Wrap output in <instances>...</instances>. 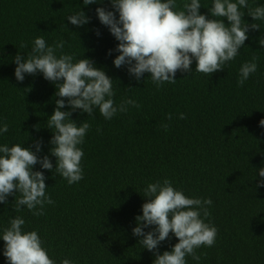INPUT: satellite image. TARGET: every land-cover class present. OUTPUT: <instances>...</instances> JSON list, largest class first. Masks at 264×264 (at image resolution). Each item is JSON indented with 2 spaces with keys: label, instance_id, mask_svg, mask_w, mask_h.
I'll use <instances>...</instances> for the list:
<instances>
[{
  "label": "trees",
  "instance_id": "trees-1",
  "mask_svg": "<svg viewBox=\"0 0 264 264\" xmlns=\"http://www.w3.org/2000/svg\"><path fill=\"white\" fill-rule=\"evenodd\" d=\"M202 4L200 11L207 13L210 0ZM257 5L264 0H249V7ZM97 7L111 9V4L0 0V118L9 125L0 143H25L34 150L42 140L39 155H49L55 167L56 158L49 152L52 132L46 127L59 99L55 84L39 73L25 74L23 82L14 75L13 57L17 52L27 56L37 36L50 45L63 39L64 52L92 59L113 78L116 104L131 98L139 105L128 106L111 120L98 109L93 116L73 111V120L86 119L91 125L80 146L85 153L83 179L69 185L55 170L35 165L34 170L44 171L46 193L55 203L35 216L26 207L16 211L15 197L9 196L7 203H0V228L23 216L25 229L38 231L58 264L63 258L74 264H153L155 253L141 248L132 229L147 200L143 188L168 178L186 196L213 201L207 222L217 228L216 242L196 249L199 264H264V185L257 183L258 169L264 167V127L259 125L264 118V49L256 42L264 35V21H254L261 30L250 29L246 47L223 70L210 76L199 73L194 61L191 74L178 71L175 83L157 87L149 73L137 81L126 66H114L118 41L100 23ZM80 8L91 19L78 27L66 16ZM244 19L253 23L247 13ZM254 56L258 70L241 87L239 68ZM180 113L186 118L179 119ZM177 242L170 233L158 251L171 250ZM4 243L0 239V264H7ZM187 260L197 264L190 256Z\"/></svg>",
  "mask_w": 264,
  "mask_h": 264
},
{
  "label": "clouds",
  "instance_id": "clouds-1",
  "mask_svg": "<svg viewBox=\"0 0 264 264\" xmlns=\"http://www.w3.org/2000/svg\"><path fill=\"white\" fill-rule=\"evenodd\" d=\"M102 2L83 0V5ZM109 2L111 9L97 7L96 15L118 41L114 66H126L128 74L137 81L149 73L157 87L165 82L175 83L178 71L191 74L194 61V70L199 73L210 76L223 70L246 47L250 29L261 30L260 24L254 21H264V5L249 7V0H210L207 13L200 11L204 6L202 0ZM246 13L253 23L244 19ZM66 18L78 27L88 24L91 19L81 8ZM256 42L264 49V35ZM65 43L61 39L50 45L43 36H37L27 56L17 52L12 59L17 81L23 82L25 74H42L44 79L55 84L54 95L59 97L46 126L52 132L49 152L56 158L55 167L49 155H39L43 150L42 140L35 142L34 150L25 143H0V203H7L8 197L14 196L16 211L26 207L35 216L44 214L46 204L55 203L46 193L48 186L44 171L34 170L35 165L39 164L44 170H55L69 185L84 177L81 161L85 153L80 146L84 144L91 125L86 119L77 123L71 118L72 112L79 109L93 116L98 109L105 120H111L118 113L128 111V106L139 107L131 98L116 104L113 78L92 59L83 55L77 59L64 52ZM24 47L26 45L21 44V48ZM112 51L110 49L108 54L111 55ZM257 70L258 58L255 56L242 63L237 84L242 87ZM66 105L68 110H64ZM185 118L184 113L179 114V119ZM167 119H172L171 113ZM259 125L264 127V118ZM163 127L167 129L168 125ZM8 131L9 125L0 118V136ZM258 172L257 183L264 185V167ZM142 195L147 200L142 205V215L136 217L132 233L140 237L138 244L141 248L155 253L153 264H188L189 256L199 264L201 257L196 249L212 247L217 237V228L207 222L212 199L186 196L168 178L147 183ZM25 224L23 216H15L9 219L6 227L0 228L7 264H58L50 257L38 231L26 230ZM149 228L151 230L145 231ZM170 233L178 238V242L171 250L160 253L159 246L170 238ZM59 264L74 262L63 258Z\"/></svg>",
  "mask_w": 264,
  "mask_h": 264
}]
</instances>
